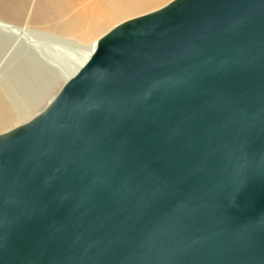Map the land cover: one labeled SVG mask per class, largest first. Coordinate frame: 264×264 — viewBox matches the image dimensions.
I'll return each mask as SVG.
<instances>
[{
  "label": "water",
  "instance_id": "obj_1",
  "mask_svg": "<svg viewBox=\"0 0 264 264\" xmlns=\"http://www.w3.org/2000/svg\"><path fill=\"white\" fill-rule=\"evenodd\" d=\"M0 264H264V0L118 23L1 132Z\"/></svg>",
  "mask_w": 264,
  "mask_h": 264
},
{
  "label": "rangeland",
  "instance_id": "obj_2",
  "mask_svg": "<svg viewBox=\"0 0 264 264\" xmlns=\"http://www.w3.org/2000/svg\"><path fill=\"white\" fill-rule=\"evenodd\" d=\"M90 1L91 0H86L82 2L81 0H78L77 3L73 4L75 5L74 10L71 11V13H65L61 19L51 18L46 22H39L37 21L34 7L36 0H0V19L20 27H27L36 31L50 32L57 36L74 40L80 44L90 45L93 44V42H96L100 35L116 24L121 23L126 19L155 10L170 0H154V2L150 4L136 7L131 11H125V9L118 11L120 7H118L119 5H116L117 7L115 9L118 11L116 14L123 15L124 17L108 21V24H106L107 27L104 25L94 34L89 33L88 29L85 28H81V32H85L87 35L80 36L79 34H67L70 31L69 28L62 26L63 24L61 23L65 24V22L70 20L71 16L78 14L79 11L90 6ZM5 42H7V39L0 36V55H2L5 49ZM53 54L56 55L53 52L51 58H53ZM53 61L55 66L62 64V61L59 59L56 60V58H53ZM6 65L7 66L3 69L4 72L2 71V84L6 86L7 95L12 100L15 96L18 97V99L16 98L17 100H11L13 104H18H16V111H14L16 114L15 121L9 124L10 126L5 125L0 127V133L25 122L33 115L40 112L54 97L66 80L64 78L55 77L53 71L44 67V65L37 59L36 55L24 47H20L14 53L13 57L9 59ZM9 93L14 95H10ZM21 107H26L25 110H23V112L25 111L24 114L21 112Z\"/></svg>",
  "mask_w": 264,
  "mask_h": 264
},
{
  "label": "bare ground",
  "instance_id": "obj_3",
  "mask_svg": "<svg viewBox=\"0 0 264 264\" xmlns=\"http://www.w3.org/2000/svg\"><path fill=\"white\" fill-rule=\"evenodd\" d=\"M152 2H154V0H134L133 3L121 6L119 5L118 7L120 8L118 11L123 9H125V11H131L136 7L145 6ZM116 7L117 6H115V8ZM118 11L116 9L117 13ZM0 36L7 39V42H5V49L2 55H0V127L9 125L16 119V114L14 111H16L15 106L18 103L13 104L12 101H14L16 98L18 99V97L15 96L12 100L7 95L8 93L5 88L6 86L2 84V73L4 72L3 69L7 66L6 64L9 59L13 57L14 53L20 47H24L27 50L33 52L37 59L44 65V67H47L54 72L55 77L68 79L86 62L96 46V42H93V44L90 45H84L77 43L74 40L57 36L50 32L36 31L27 27H20L3 19H0ZM53 52L56 54H53V58H56V60H61L62 64H58V66L53 64L54 61L53 58H51ZM25 108H22L21 112L23 114L25 112H23Z\"/></svg>",
  "mask_w": 264,
  "mask_h": 264
},
{
  "label": "crops",
  "instance_id": "obj_4",
  "mask_svg": "<svg viewBox=\"0 0 264 264\" xmlns=\"http://www.w3.org/2000/svg\"><path fill=\"white\" fill-rule=\"evenodd\" d=\"M77 1L78 0H36L34 7L37 21L46 22L51 18L61 19L65 13H71V11L74 10L75 5L73 4L77 3ZM81 1L83 2L86 0ZM133 2L134 0H91L90 6L86 9H82L78 14H74L70 17V20L65 22L66 26L64 23L61 24L69 28L70 31L67 34L85 35V32H81V28L88 29L89 33L94 34L98 32L101 27L104 25L106 26L108 21L124 17L123 15L116 14V5H125Z\"/></svg>",
  "mask_w": 264,
  "mask_h": 264
}]
</instances>
